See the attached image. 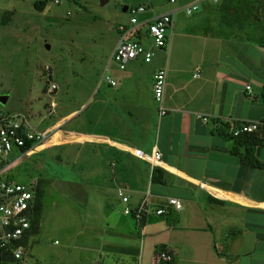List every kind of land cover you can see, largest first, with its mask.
Instances as JSON below:
<instances>
[{
	"label": "crops",
	"instance_id": "0c3cea01",
	"mask_svg": "<svg viewBox=\"0 0 264 264\" xmlns=\"http://www.w3.org/2000/svg\"><path fill=\"white\" fill-rule=\"evenodd\" d=\"M261 1L168 0L160 13L142 3L151 6L150 14L173 13L167 46L156 48L146 40L151 60L137 58L120 69L111 60L117 41L113 28L103 53L98 45L92 48L91 67L79 70L81 76L66 88L56 85L45 127L29 124L45 131L46 141L25 155L14 149L6 177L26 157L50 149L52 159L77 171L72 178H49L72 185L71 193L85 198L91 217L83 226L88 232L105 228L115 243L137 245L138 264H152L142 259L147 239L153 261L157 250L172 254L165 264H264V144L247 147L231 138L239 123L264 119ZM120 2L127 14L128 0ZM193 3L198 9L185 14L183 7ZM159 68L166 69L162 116L153 98ZM155 150L162 166L146 159ZM154 169L161 182L152 180ZM40 177L28 184L43 186ZM118 188L128 196L126 203ZM90 191L94 200L86 197ZM167 197L178 198L182 207H167ZM143 202L147 212L138 219L134 212ZM161 207L166 212L156 215ZM92 241L84 244L103 264L102 248ZM121 248L114 253L120 260L134 257Z\"/></svg>",
	"mask_w": 264,
	"mask_h": 264
},
{
	"label": "rangeland",
	"instance_id": "374dc122",
	"mask_svg": "<svg viewBox=\"0 0 264 264\" xmlns=\"http://www.w3.org/2000/svg\"><path fill=\"white\" fill-rule=\"evenodd\" d=\"M35 1L38 0H0V94L8 96L0 104V112L19 113L31 127L43 129L46 105L54 96L50 85L66 88L68 81H77L79 70L91 67L94 45L100 46L103 53L111 42L113 28L119 21L128 22V15L122 11L124 4L120 0H62L60 4L46 0L41 11L35 9ZM261 2L264 5V0ZM142 3L152 4L160 13L168 0H128L126 5ZM50 152L37 151L9 172L17 182L28 184L34 176L45 180L39 230L29 238L20 264H98L99 254L85 246V239L93 240L92 246H101L103 264H138L141 256L136 254L137 245L115 243L105 228L88 232L89 228L83 226L85 217H91L85 198L71 193L72 185L49 178L56 174L72 178L77 171L59 158L52 159ZM77 185L81 188L80 183ZM90 194L86 197L94 200V191ZM147 241L149 246L142 259L153 264L152 242ZM120 245L134 257L120 260L114 255Z\"/></svg>",
	"mask_w": 264,
	"mask_h": 264
},
{
	"label": "built area",
	"instance_id": "2783aa9c",
	"mask_svg": "<svg viewBox=\"0 0 264 264\" xmlns=\"http://www.w3.org/2000/svg\"><path fill=\"white\" fill-rule=\"evenodd\" d=\"M60 4L62 0H52ZM173 2L174 0H169ZM215 1V0H214ZM198 9L193 3L183 7V12L192 14ZM152 8L149 5L138 4L127 7L128 22H119L115 26L117 41L113 50L111 60L120 69L134 59L141 58L149 62L152 58V50L146 43L156 48H165L169 42L174 26V17L171 12L161 14H150ZM197 76V74H195ZM106 81L114 86L116 81L110 75L105 76ZM166 84V69L159 68L153 74V98L158 105L159 116L165 115L167 109L163 106V94ZM51 90L57 88L55 84L50 85ZM251 90L250 85H246ZM19 113L0 112V249L10 253L15 259L14 264H20L27 250L28 241L24 243L27 231L30 229L31 209L35 198V184H27L14 181L6 177L5 173L11 165V157L14 149L25 155L36 149V146L46 141L45 131H36L29 126L27 118ZM204 122L206 116L197 115ZM256 134L264 137V119L251 120L239 123L232 129V136ZM29 146L26 147V145ZM22 148H24L22 150ZM146 159L154 165L161 164V154L155 150ZM117 195L122 202L128 201L122 188L117 189ZM167 207L180 209L182 202L175 197H167ZM129 208H124V213L129 214ZM147 212L144 202L135 209V216L140 219L142 214ZM166 212L161 207L154 210L156 215ZM173 259L172 254L166 250H159L155 254V264L169 263Z\"/></svg>",
	"mask_w": 264,
	"mask_h": 264
},
{
	"label": "trees",
	"instance_id": "16d2710c",
	"mask_svg": "<svg viewBox=\"0 0 264 264\" xmlns=\"http://www.w3.org/2000/svg\"><path fill=\"white\" fill-rule=\"evenodd\" d=\"M45 5H46V0H38V1H35L34 3L35 9L39 11L43 10ZM231 138L234 139L237 144L243 143L247 147L264 144V137L256 135V134L242 135V136H232L231 135ZM27 146H29V144H27L26 147ZM23 149L24 148H22V150ZM156 172H157V169H154L153 174H152V180L155 182H161V178ZM39 183L40 182L35 184V188H34L35 198H34V203L31 209V216H30L31 226H30V229L27 231V234L24 239V243H26L27 239L35 235L39 230L40 217L42 214V207H43L42 199L44 195V188ZM14 262H15V259L10 255V253L5 252L3 249H0V264H14Z\"/></svg>",
	"mask_w": 264,
	"mask_h": 264
},
{
	"label": "water",
	"instance_id": "95a60500",
	"mask_svg": "<svg viewBox=\"0 0 264 264\" xmlns=\"http://www.w3.org/2000/svg\"><path fill=\"white\" fill-rule=\"evenodd\" d=\"M101 1H104V0H101ZM7 98H8L7 95H1L0 94V104H4L7 101Z\"/></svg>",
	"mask_w": 264,
	"mask_h": 264
}]
</instances>
